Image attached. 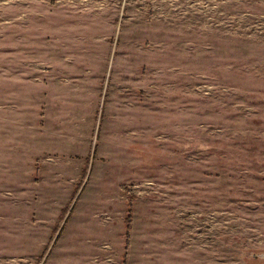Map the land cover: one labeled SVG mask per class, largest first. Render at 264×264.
<instances>
[{"label":"rangeland","instance_id":"1","mask_svg":"<svg viewBox=\"0 0 264 264\" xmlns=\"http://www.w3.org/2000/svg\"><path fill=\"white\" fill-rule=\"evenodd\" d=\"M0 264H264V0H0Z\"/></svg>","mask_w":264,"mask_h":264}]
</instances>
